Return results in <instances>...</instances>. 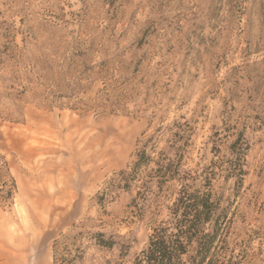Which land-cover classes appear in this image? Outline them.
<instances>
[{"label": "rangeland", "instance_id": "rangeland-1", "mask_svg": "<svg viewBox=\"0 0 264 264\" xmlns=\"http://www.w3.org/2000/svg\"><path fill=\"white\" fill-rule=\"evenodd\" d=\"M183 186L264 264V0H0V264H132Z\"/></svg>", "mask_w": 264, "mask_h": 264}, {"label": "trees", "instance_id": "trees-1", "mask_svg": "<svg viewBox=\"0 0 264 264\" xmlns=\"http://www.w3.org/2000/svg\"><path fill=\"white\" fill-rule=\"evenodd\" d=\"M143 160L141 154L136 165ZM157 171H161L165 182L180 178L176 175L178 168L173 169V164ZM7 195L10 196L11 192L8 191ZM167 210V217L152 225L147 246L136 255L132 264H257L258 254L251 239L232 238L236 213L222 207L221 198L211 187L192 190L183 186ZM81 235L74 236L75 242ZM93 237L102 248L113 249L116 244L104 233H96ZM75 242L72 245L76 255L68 261L60 252V240L55 241V264H74L75 258H79L78 254L83 251ZM64 250L72 254L67 247Z\"/></svg>", "mask_w": 264, "mask_h": 264}]
</instances>
